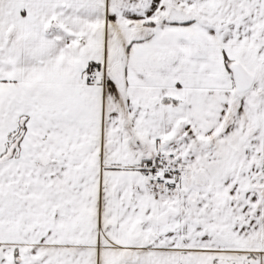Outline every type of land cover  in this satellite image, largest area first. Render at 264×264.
I'll return each mask as SVG.
<instances>
[{
	"label": "snow or ice",
	"instance_id": "6c2138e0",
	"mask_svg": "<svg viewBox=\"0 0 264 264\" xmlns=\"http://www.w3.org/2000/svg\"><path fill=\"white\" fill-rule=\"evenodd\" d=\"M0 264H264V0H0Z\"/></svg>",
	"mask_w": 264,
	"mask_h": 264
}]
</instances>
